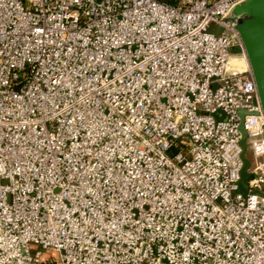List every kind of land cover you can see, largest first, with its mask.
Listing matches in <instances>:
<instances>
[{"label":"built area","instance_id":"obj_1","mask_svg":"<svg viewBox=\"0 0 264 264\" xmlns=\"http://www.w3.org/2000/svg\"><path fill=\"white\" fill-rule=\"evenodd\" d=\"M243 1L0 0V264H264Z\"/></svg>","mask_w":264,"mask_h":264},{"label":"water","instance_id":"obj_2","mask_svg":"<svg viewBox=\"0 0 264 264\" xmlns=\"http://www.w3.org/2000/svg\"><path fill=\"white\" fill-rule=\"evenodd\" d=\"M232 25L239 32L245 47L255 80L258 86L264 111V0H245L233 7L229 16ZM242 118L244 113H241ZM242 159L244 166L241 171L239 187L243 192H249L247 181L251 177V166L246 142L247 132L241 123Z\"/></svg>","mask_w":264,"mask_h":264},{"label":"rangeland","instance_id":"obj_3","mask_svg":"<svg viewBox=\"0 0 264 264\" xmlns=\"http://www.w3.org/2000/svg\"><path fill=\"white\" fill-rule=\"evenodd\" d=\"M210 30H211L212 32L216 33V34H220V33L222 32V29H220V28L218 27V25H216V24H212ZM232 53H233V54H236L237 51L232 50ZM248 157H251V159L253 158L250 150H248ZM33 250H34L33 252H34V253L36 252V254H38L39 251L42 253V255H51V254H53V252H51V251H46V250L40 248L38 245H37V246H34V247H33Z\"/></svg>","mask_w":264,"mask_h":264},{"label":"crops","instance_id":"obj_4","mask_svg":"<svg viewBox=\"0 0 264 264\" xmlns=\"http://www.w3.org/2000/svg\"><path fill=\"white\" fill-rule=\"evenodd\" d=\"M236 48V47H235ZM235 48H234V50H235ZM237 49V48H236ZM235 51H237V53H239L240 52V49H238V50H235Z\"/></svg>","mask_w":264,"mask_h":264},{"label":"trees","instance_id":"obj_5","mask_svg":"<svg viewBox=\"0 0 264 264\" xmlns=\"http://www.w3.org/2000/svg\"><path fill=\"white\" fill-rule=\"evenodd\" d=\"M236 48H237V49H236ZM236 48H235V50H238V49H240L239 47H236Z\"/></svg>","mask_w":264,"mask_h":264}]
</instances>
